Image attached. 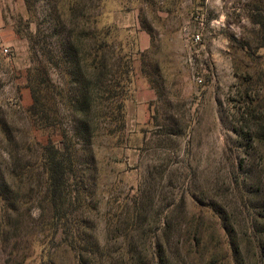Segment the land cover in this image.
I'll return each mask as SVG.
<instances>
[{
    "label": "rangeland",
    "instance_id": "1",
    "mask_svg": "<svg viewBox=\"0 0 264 264\" xmlns=\"http://www.w3.org/2000/svg\"><path fill=\"white\" fill-rule=\"evenodd\" d=\"M261 14L264 0H0V264H80V250L87 264H264V161L241 122L264 112ZM78 23L110 30L118 95L97 99L86 142L61 53ZM40 74L73 161L61 221L43 146L61 147L60 128L28 111Z\"/></svg>",
    "mask_w": 264,
    "mask_h": 264
},
{
    "label": "trees",
    "instance_id": "2",
    "mask_svg": "<svg viewBox=\"0 0 264 264\" xmlns=\"http://www.w3.org/2000/svg\"><path fill=\"white\" fill-rule=\"evenodd\" d=\"M255 22L259 26V42L261 43V47L264 48V15H259ZM96 34L95 26L90 25L89 23H84L80 26L78 23V37L75 38L76 41L68 40L65 50L61 49L63 59L65 60V68L67 69L70 66H73V68L77 69L78 79H76V85L78 86V140L83 139L85 142L87 140V136H89V132H92L93 130L90 120H88V116L89 113L92 112L97 99L100 98V101L97 104V107H100L104 101L113 100L118 96L116 94L117 91L114 89L115 84L112 83L110 78L106 80L107 76H111L113 73V69L110 70L107 62V58L114 48L113 44H110L108 42L109 40L107 41L110 36V30L107 29L105 37L100 41L96 39ZM93 41H95V43H92ZM117 54H120V52ZM124 73L128 76L132 74V67L127 68ZM95 78H97V83L96 80L94 82ZM35 80L37 84L31 89L33 104L28 109L33 123L39 131L57 128L59 127L57 119L49 115L48 106L39 94V87L44 89L46 88L45 80L43 79L42 74L36 75ZM105 82H107V84H105ZM105 93H107V96L103 98L102 95ZM99 94L101 95L99 96ZM250 96L251 95H248L249 101L253 102V99ZM72 106H76V104ZM122 106V103L117 104V108L119 110H121ZM261 114L262 115L258 116L253 110H249L246 115L250 119L242 118L241 122L250 121L254 123L255 131L252 138L261 151L260 156H263L264 161V112H261ZM59 132V137L61 138L60 148L56 147L51 139H49L47 145L43 146L45 150V165H48L49 171V198L51 199L53 207L56 208L55 219L61 221V209L69 196V193H67L68 185L66 184L69 181V168L72 167L73 161H71L69 154H65V151L61 149L63 145L65 146L66 140H68L67 133L66 131H62V128H60ZM260 166V176L261 178L263 177L264 180V165ZM0 180L2 181L0 194H4L6 192V189H4L6 184H4L3 178ZM245 181L248 180L244 178L243 183ZM255 192L256 191H254V193ZM260 208L263 209V216H261V218L264 220V206ZM261 233L264 232L261 231ZM157 250L159 260L165 259L166 251L164 248L158 247ZM262 250L264 251V247ZM78 252L80 264H87L85 257L87 256L86 252H88V250L86 252L84 250H80Z\"/></svg>",
    "mask_w": 264,
    "mask_h": 264
},
{
    "label": "built area",
    "instance_id": "3",
    "mask_svg": "<svg viewBox=\"0 0 264 264\" xmlns=\"http://www.w3.org/2000/svg\"><path fill=\"white\" fill-rule=\"evenodd\" d=\"M196 22L199 26V30H197L196 32H194L191 36L192 38V42L195 43V44H199L201 41H202V37H203V34H202V30L204 29L205 27V22H204V18L202 16H199L196 18ZM198 81L201 83V79L198 78Z\"/></svg>",
    "mask_w": 264,
    "mask_h": 264
},
{
    "label": "crops",
    "instance_id": "4",
    "mask_svg": "<svg viewBox=\"0 0 264 264\" xmlns=\"http://www.w3.org/2000/svg\"><path fill=\"white\" fill-rule=\"evenodd\" d=\"M141 46L142 50H147L150 47V37L146 33L142 35Z\"/></svg>",
    "mask_w": 264,
    "mask_h": 264
}]
</instances>
